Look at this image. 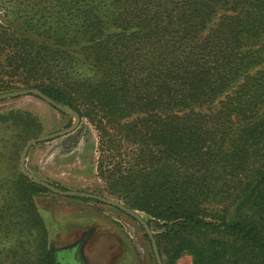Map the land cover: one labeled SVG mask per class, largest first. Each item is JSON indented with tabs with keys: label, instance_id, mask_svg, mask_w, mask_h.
I'll return each mask as SVG.
<instances>
[{
	"label": "trees",
	"instance_id": "16d2710c",
	"mask_svg": "<svg viewBox=\"0 0 264 264\" xmlns=\"http://www.w3.org/2000/svg\"><path fill=\"white\" fill-rule=\"evenodd\" d=\"M29 88L94 127L100 195L163 264H264V0H0V93ZM42 131L0 112V264H58L19 167Z\"/></svg>",
	"mask_w": 264,
	"mask_h": 264
},
{
	"label": "rangeland",
	"instance_id": "374dc122",
	"mask_svg": "<svg viewBox=\"0 0 264 264\" xmlns=\"http://www.w3.org/2000/svg\"><path fill=\"white\" fill-rule=\"evenodd\" d=\"M9 109L28 110L36 115L43 125L40 136L70 127L76 121L75 117L62 115L42 99L31 95L0 102V112ZM97 142L96 130L82 119L70 134L34 145L29 150L27 169L44 181L66 187V190L100 195L105 186L97 176ZM34 202L46 223L49 240L59 249L58 253L63 252L60 249L82 242L83 234L88 233L83 240L86 264H157L151 239L146 236L143 225L119 208L53 192L36 196ZM137 212L148 221V215ZM149 226L153 235L159 232L155 223ZM177 264H191V259L184 256Z\"/></svg>",
	"mask_w": 264,
	"mask_h": 264
},
{
	"label": "water",
	"instance_id": "95a60500",
	"mask_svg": "<svg viewBox=\"0 0 264 264\" xmlns=\"http://www.w3.org/2000/svg\"><path fill=\"white\" fill-rule=\"evenodd\" d=\"M30 95L36 96V97L42 99L43 101H45L46 103H48L49 105L55 107L56 109L63 111L67 115H71V116L75 117L76 121L70 127L62 129L60 131H56L53 133H49L46 135H42L39 137L29 139L26 142L25 146L23 147V150H22V153L20 156L19 167H20L21 173L24 174L25 176L29 177L31 180L39 182L44 187H46L49 191H51L55 194H59L62 196H68V197H86V198H89V199H92L95 201H99V202L117 207L120 210L128 213L129 215H131L133 217H135L143 225L146 234L148 235L149 239H151L152 249H153L157 264H163V261H162L161 255H160V251H159L156 239L154 238L151 227L149 226L148 222L145 221V219H143V217H141V215H139V213L137 211L130 210L123 203H121L119 201H115V200L107 198V197H104V196H101V195H96V194L89 193V192L70 190V189H68V190L58 189V188L54 187L51 183L42 180V178L36 176L35 174L31 173L27 169V167H26L27 155L29 153V150L34 145L44 143V142H48V141H52V140L57 139L59 137H63V136H66L67 134H70L79 126V124L81 123V120H82L81 116L76 111L72 110L68 105H62V104L55 102L53 99H51L50 97L45 95L43 92H41L37 88L20 89V90H14V91H9V92H5V93H0V102L8 100V99H14V98H19V97H23V96H30Z\"/></svg>",
	"mask_w": 264,
	"mask_h": 264
},
{
	"label": "flooded vegetation",
	"instance_id": "af4514ba",
	"mask_svg": "<svg viewBox=\"0 0 264 264\" xmlns=\"http://www.w3.org/2000/svg\"><path fill=\"white\" fill-rule=\"evenodd\" d=\"M88 233H84L81 240L74 243L70 247H66L64 249H60V251H63L62 253H58V264H86L85 258H84V244L83 240L86 239ZM74 249V250H72Z\"/></svg>",
	"mask_w": 264,
	"mask_h": 264
},
{
	"label": "crops",
	"instance_id": "0c3cea01",
	"mask_svg": "<svg viewBox=\"0 0 264 264\" xmlns=\"http://www.w3.org/2000/svg\"><path fill=\"white\" fill-rule=\"evenodd\" d=\"M49 142V141H48ZM45 143V142H44ZM40 144H42V143H40ZM29 156H30V152H29V155H27V159H26V167H27V165H28V161H29ZM28 168V167H27ZM36 174V173H35ZM36 176H39L38 174L36 175ZM40 177V176H39ZM83 254H84V251H83ZM85 255H86V253H85Z\"/></svg>",
	"mask_w": 264,
	"mask_h": 264
}]
</instances>
